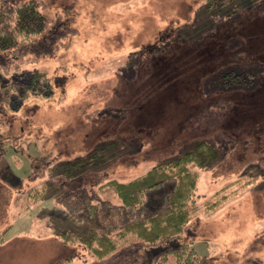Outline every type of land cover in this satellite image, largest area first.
<instances>
[{"label": "rangeland", "instance_id": "1", "mask_svg": "<svg viewBox=\"0 0 264 264\" xmlns=\"http://www.w3.org/2000/svg\"><path fill=\"white\" fill-rule=\"evenodd\" d=\"M37 1L49 26L62 20L76 30L54 54L18 69L0 52V87L27 82L35 69L53 85L50 96H31L15 111L0 100V150L24 180L16 188L0 163L16 188L9 199L0 191L1 226L11 201L18 212L4 235L16 241L0 248V264H106L83 236L60 237L90 224L59 204L64 175L44 188L53 163L96 151L99 158L68 184L117 202L109 179L130 181L200 141L216 149V159L194 168L195 215L161 247L189 242L207 264H264V0L210 10L206 0ZM229 70L241 73V83H223ZM42 185L43 195H24ZM166 264H174L172 255Z\"/></svg>", "mask_w": 264, "mask_h": 264}, {"label": "trees", "instance_id": "2", "mask_svg": "<svg viewBox=\"0 0 264 264\" xmlns=\"http://www.w3.org/2000/svg\"><path fill=\"white\" fill-rule=\"evenodd\" d=\"M226 2L228 0H206L205 7L210 10L214 6L222 7ZM75 30L72 24L62 20L49 26L37 0H0V52L10 53L5 58L9 68L18 69L25 60L54 54L65 37ZM240 75L229 70L220 79L224 84L241 83L235 80ZM52 89L46 72L35 69L27 82L10 81L2 85L0 100L15 111L27 98L50 96ZM1 154L0 150V163L5 165ZM90 154L86 158L53 163L49 168L52 175L49 174L44 183L47 191L53 186L52 176L64 175L59 185L65 191L58 198L59 204L90 224L82 229V233L62 232L60 237L65 242L83 236L86 248L97 256L100 263L106 264H166L169 255L174 257V264H207L205 256L196 253L189 242L167 248L161 244L175 241L195 215L198 174L194 168L203 169L216 159L217 151L211 144L200 141L190 151L130 181L109 179L105 186L115 190L117 202L100 199L97 192L85 184L70 188L69 179L77 170L99 158L96 151ZM44 158L35 159L37 162L31 166L30 175L40 167ZM6 172L0 170L2 181L6 179ZM16 183L18 188L23 186L18 180ZM42 189L43 185L37 192L25 190V194L34 198L43 195Z\"/></svg>", "mask_w": 264, "mask_h": 264}, {"label": "crops", "instance_id": "3", "mask_svg": "<svg viewBox=\"0 0 264 264\" xmlns=\"http://www.w3.org/2000/svg\"><path fill=\"white\" fill-rule=\"evenodd\" d=\"M2 155V159H4V156H3V154H1ZM4 162H5V165H4V167L7 169V170H9L8 171V173H9V175L12 177V178H16L18 181H20L21 182V184L23 183V179H20V178H17L16 176H14L12 173H11V171H10V167H9V165L7 164V162L5 161V159L3 160ZM29 175H30V172H29ZM29 175H28V177H29ZM6 178V177H5ZM31 183H36V179L35 180H29ZM16 185H17V183H16ZM16 188H18V185H17V187ZM16 188H14L13 186H12V184L10 183V181L6 178L5 179V181L3 180L2 181V179H0V191H1V193L4 195L5 193H6V196L8 197V199L10 198V197H12V196H14L15 194H16V192H15V190L14 189H16ZM23 192H21V194H22ZM25 196H26V194H24ZM15 198V197H14ZM13 201H15V199H13ZM11 205H13L12 204V201H11V203H10V206L8 207V210H6V216H8V218L9 219H6L7 220V225L6 226H4V227H2L1 226V223H0V236L3 238V243L2 244H0V248H3V247H6L7 245H9V244H12V242L13 241H16V240H13V241H10V240H12V238L11 239H7V238H5V233H6V230L8 231V230H10V228L14 225V222L12 221V220H10V217H11V215H13V214H15V213H18L17 211H15L14 213L11 211ZM2 221H5V216L0 212V222H2ZM13 222V223H12ZM22 235L21 234V232H19L17 235ZM39 242H41V241H39V240H36L35 238L32 240V243H39Z\"/></svg>", "mask_w": 264, "mask_h": 264}]
</instances>
